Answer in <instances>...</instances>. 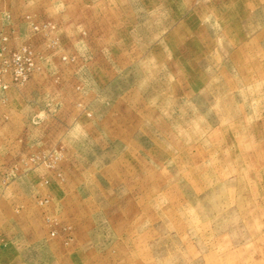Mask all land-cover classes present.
Returning a JSON list of instances; mask_svg holds the SVG:
<instances>
[{
  "label": "rangeland",
  "instance_id": "rangeland-1",
  "mask_svg": "<svg viewBox=\"0 0 264 264\" xmlns=\"http://www.w3.org/2000/svg\"><path fill=\"white\" fill-rule=\"evenodd\" d=\"M0 264H264V0H0Z\"/></svg>",
  "mask_w": 264,
  "mask_h": 264
}]
</instances>
